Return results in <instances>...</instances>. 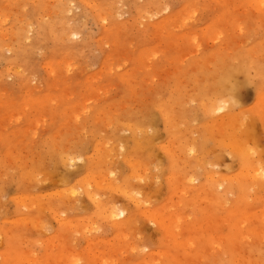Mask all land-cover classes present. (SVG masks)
Returning a JSON list of instances; mask_svg holds the SVG:
<instances>
[{
    "label": "rangeland",
    "instance_id": "rangeland-1",
    "mask_svg": "<svg viewBox=\"0 0 264 264\" xmlns=\"http://www.w3.org/2000/svg\"><path fill=\"white\" fill-rule=\"evenodd\" d=\"M258 1L0 0V264L264 263Z\"/></svg>",
    "mask_w": 264,
    "mask_h": 264
},
{
    "label": "bare ground",
    "instance_id": "bare-ground-1",
    "mask_svg": "<svg viewBox=\"0 0 264 264\" xmlns=\"http://www.w3.org/2000/svg\"><path fill=\"white\" fill-rule=\"evenodd\" d=\"M257 1H258V0H257ZM111 2H112V1H111ZM259 2H260V1H258V4H260V6H263V5H264V3H262V0H261L260 3H259ZM261 3H262V5H261ZM116 5H117V4H116ZM256 5H257V3H256ZM257 6H259V5H257ZM261 8H262V7H261ZM261 8H259V9H261ZM76 10H77V9H76ZM145 13H146V12H145ZM47 15H48V14H47ZM105 18H106V17H104V19H105ZM174 18H175V16H174ZM164 23H165V22H164ZM164 23H162V24L164 25ZM163 25H162L161 27H163ZM76 34H77L76 31L69 32V34L67 33V35H68L69 37L72 36V35H76ZM165 35H166V34H165ZM27 36H28V35H27ZM208 60H209V59H208ZM212 60H213V59H212ZM228 63H229V62H228ZM46 66H47V65H46ZM140 70H141V69H140ZM240 70H243V69H242V68H238V69H236V71H240ZM50 71H51V70H50ZM225 72H226V71H225ZM230 72H231V74H232L234 71H230ZM51 73H52V72H51ZM222 73H223L222 75L225 74L224 72H222ZM220 75H221V74H220ZM229 75H230V74H229ZM229 75H228V77H229ZM228 77H226L224 80H221L220 83L222 84V86H224V91L226 92V94L228 95V98L230 99V100H229V99L227 98V100L230 102L228 106L231 107V105H232V108H234L235 106H238V105H239V101H238V89H239V84H238L237 82L233 81V82H229V83H230V85H229V84L227 83V82H228ZM127 80H128V79H127ZM217 80H218V79H217ZM217 88H218V87H217ZM260 99H263V98L260 97ZM227 100H225V101L227 102ZM33 101H34V100H32V103L35 104L37 100L34 101V102H33ZM223 101H224V100H223ZM260 102H261V101H260ZM39 103H40V102H39ZM215 103H216V102H215ZM211 104H212V103H211ZM74 105H75V104H74ZM74 105H73V106H74ZM209 105H210V104H209ZM215 105H216V104H215ZM220 105H221V104H220ZM222 105H223V104H222ZM257 105H258V104H257ZM262 105H263V104H262ZM210 106H211V105H210ZM213 107H214V106H213ZM216 107H217V106H216ZM230 107H229V108H230ZM72 108H73V107H72ZM218 108H219V107H218ZM220 108H221V107H220ZM220 108H219V109H220ZM226 108H227V107H226ZM208 109H209V108H208ZM241 109H242V108H241ZM260 109L263 110V107H262V108L260 107ZM215 110H216L215 107L212 108V109L210 110V113L214 115V113L216 112ZM259 112H260V111H259ZM233 113H234V112H233ZM208 114H209V113H208ZM227 114H230V120H229V123L231 122V123H232V126H234V128H235V127H236L235 122L237 123V122L239 121L238 119H240V117H239V118L237 117L238 119H237V118H231V113H230V111H229ZM227 114H226V115H227ZM257 114H258V112H257ZM263 114H264V113H263ZM263 114H262V115H263ZM232 115H233V114H232ZM236 116H238V115H236ZM211 117H212V116H211ZM220 118H221V117H220ZM220 120H221V119H220ZM226 120H227V119H226ZM174 121H175V120H174ZM232 121H233V122H232ZM247 122H248V121H247ZM220 123H221V122H220ZM225 123H226V125H227L228 121L225 122ZM233 123H234V125H233ZM245 123H246V122H245ZM130 124H131V123H130ZM220 126H223V124H221ZM232 126H231V127H232ZM238 126H239V125H238ZM132 127H133V126H132ZM133 128H134V127H133ZM228 128H229V127H228ZM239 128H240V130L242 131V128H241V127H239ZM244 128L246 129V127H244ZM135 129H136V128H135ZM144 129H145V128H144ZM245 129H244V130H245ZM137 130L140 131L139 129H137ZM231 130H232V129H231ZM235 130H236V129H235ZM140 132H141V131H140ZM140 132H139V133H140ZM234 132H235V131H234ZM136 133H138V132H136ZM139 133L136 134V135H139ZM148 133H149V132H148ZM151 133L154 134L153 132H151ZM141 134H143V133H141ZM234 134H236V133H234ZM236 135H237V134H236ZM238 135H239V134H238ZM243 135L246 136V134H243ZM139 136H141V135H139ZM234 136H235V135H234ZM234 136H233V137H234ZM233 139H235V140H231V139H230V141H233V142H232L233 144H232L231 142H228V143L234 145L233 149L235 148V150L238 151V154H239L240 159H242V162H243L245 165H247V166L244 165V166H245V169H244L245 171H244L243 173H241V177H240V178L237 177V178H238L237 180H236V178H235L234 181H236V183L238 182V184H239V186L242 188V190H245V189H246V186H247L248 184H252V185H253V184H256L257 182H262V180L264 179V177H263V179L261 178V175H260L261 173L259 172L261 169H260V170L258 169V166H257L258 164L256 165V164L254 163L256 166H255L254 164H253L254 166H252V161H253V160H251L250 155H253V154H250V155H249V153H251V151H247V152H245V150H244L245 148H243V147L246 146V145H244V146L242 147V145L239 143V140H237V138L234 137ZM222 140H224V139H222ZM241 140H242V139H241ZM241 140H240V141H241ZM225 141H226V140H225ZM228 141H229V140H228ZM138 142H139V141H138ZM226 143H227V142H226ZM226 143H225V144H226ZM228 143H227V144H228ZM241 143H242V142H241ZM245 143H246V142H245ZM149 146H150V144H149ZM230 146H231V145H230ZM192 148H193V146H192ZM250 148H251V147H250ZM230 149H231V148H230ZM251 149H252V148H251ZM231 150H232V149H231ZM246 150H248V149H246ZM107 152H108V151H107ZM232 152H233V151H232ZM253 152H254V151H253ZM253 152H252V153H253ZM173 153H174V152H173ZM115 156H116V155H115ZM66 157H67V156H66ZM78 158H79V157H78ZM252 158H253V157H252ZM66 159H67V158H66ZM66 159H65V160H66ZM71 159H72V157H71ZM260 159H261V158H260ZM260 159H259V161H258L259 163L261 162ZM66 161H67V160H66ZM66 161H65V162H66ZM106 161H107V160H106ZM65 162H64V163H65ZM246 162H247V163H246ZM253 162H254V161H253ZM62 163H63V161H62ZM64 163H63V164H64ZM68 163H69V162H68ZM68 163H66V164H68ZM263 164H264V163H263ZM261 165H262V164H261ZM251 166H252V167H251ZM262 166H263V165H262ZM68 167H70V166L68 165ZM251 168H252V169H251ZM259 168H260V167H259ZM261 168H263V167H261ZM251 170H252V172H251ZM67 171H68V170H67ZM69 171H70V170H69ZM69 171H68V172H69ZM262 172H263V171H262ZM112 173H113V172H112ZM67 174H68V173H67ZM67 174H65V176H63V178H64V177H67V176H66ZM69 174H70V173H69ZM262 174H263V173H262ZM108 175H109V174H108ZM143 175H144V174H143ZM217 175H218V174H217ZM106 176H107V175H106ZM263 176H264V175H263ZM68 177H69V176H68ZM68 177H67V178H68ZM242 177H243L244 179H242ZM107 178L109 179V177H106V180H105V181L103 180V181L106 182V181H107ZM110 178H111V177H110ZM212 178H213V177H212ZM29 179H30V178H29ZM65 179H66V178H65ZM111 179H112V178H111ZM189 179H190V178H189ZM214 179H215V178H214ZM216 179H217V178H216ZM90 180H91V178H90ZM95 180H96V179H95ZM97 181H98V180H97ZM99 181H100V180H99ZM192 181H193V180H192ZM96 183H97V182H96ZM101 183H102V182H101ZM108 183H109L110 186H111V185L113 186V184H112L113 181H112V182H111V181H108V182H106L105 184L108 185ZM114 183H115V182H114ZM216 183H217V182H216ZM227 183H228V182H227ZM262 183H263V182H262ZM262 183H260V184H262ZM94 184H95V183H94ZM99 185H100V184H99ZM99 185H98V186H99ZM257 185H258V184H257ZM110 186H109V188H110ZM114 186L116 187V184H115ZM114 186H113V187H114ZM219 186H220V185H219ZM219 186H218V187H219ZM253 186H254V185H253ZM227 187H228V186H227ZM260 187H262V186H260ZM116 188H118V187H116ZM219 188H220V187H219ZM248 188H250V187H248ZM255 188H256V187H255ZM194 189H195V188H194ZM74 190H75V189H74ZM74 190H73V192H74ZM195 190H196V189H195ZM70 191H71V190H70ZM129 191H130V190H129ZM129 191H128V193H129ZM51 192H52V191H51ZM73 192H72L71 194H73ZM75 192H76V191H75ZM124 192H126L125 189H124ZM88 193H89V192H88ZM132 194H133V193H132ZM74 195H75V194H73V196H74ZM129 195H131V194H129ZM129 195H128V196H129ZM89 196H91L90 193H89ZM92 196H94V195H92ZM132 196H134V194H133ZM132 196H131V198H133ZM22 197H23V196H22ZM94 197H95V196H94ZM94 197H93V198H94ZM91 198H92V197H91ZM91 198H90V199H91ZM95 198H97V197H95ZM22 199H23V198H22ZM133 199H134V198H133ZM136 199H137V198H136ZM210 199H211V198H210ZM96 200H98V199H96ZM99 200H100V199H99ZM16 201H17V200H16ZM21 201H22V200H21ZM93 201H94V200H93ZM135 201H136V200H135ZM138 201H139V200H138ZM31 202H32V201H31ZM33 203H35V202L33 201ZM37 203H38V202H37ZM139 203H140V202H139ZM96 205H97V204H96ZM100 205H101V204H100ZM51 206H52V205H51ZM97 206H98V205H97ZM111 206H112V205H111ZM169 206H170V205H169ZM115 207H116V206H115ZM113 210H114V209H113ZM113 210H112V213H111L112 216H109V217L111 218V220L114 221V224H115V225H118V224H120V223H119V222H116V220H117V218H118L119 216H121V215L124 213V211H121L122 213H118V212H117V214H115V212H116L117 209H116L115 211H113ZM108 213H109V212H108ZM108 213H107V214H108ZM150 213H151V212H150ZM109 214H110V213H109ZM111 214H110V215H111ZM151 214H152V213H151ZM169 215L172 216V214H169ZM246 215H247V214H246ZM263 215H264V214H263ZM155 216H156V215H155ZM105 217H106V213H105ZM150 217H151V216H150ZM242 217H243V216H242ZM246 217H248V215H247ZM60 218H61V217H60ZM119 218H120V217H119ZM153 218H154V217H153ZM151 219H152V218H151ZM163 219H165V218H163ZM175 219H176V218H175ZM170 220L172 221V219H170ZM127 221H128V220H127ZM158 221H159V220H158ZM160 221H161V219H160ZM160 221H159V222H160ZM171 221H169L170 223H168V225L170 224V225L172 226L171 223H173V222H171ZM178 221H179V220H178ZM238 221H239V220H238ZM240 221H241V220H240ZM62 222H63V221H62ZM111 222H112V221H111ZM163 222H164V221H163ZM86 223H87V222H86ZM86 223H85V224H86ZM123 223H124V222H123ZM164 223H165V222H164ZM177 223H178V222H177ZM240 223H243V222L241 221V222H239V224H240ZM239 224H238V225H239ZM243 224H244V223H243ZM89 225H90V224H89ZM121 225H122V224H121ZM123 225H124V224H123ZM161 225H162V224H161ZM170 225H169V226H170ZM165 226H167V224H165L164 227H165ZM171 226H170V227H171ZM174 228H176V227H174ZM177 228H179V227H177ZM252 228H253V227H252ZM252 228H251V229H252ZM255 228H256V227H255ZM89 229H90V228H89ZM167 229H168V226H167ZM177 230H178V229H177ZM238 230H239V229H238ZM238 230H237V231H238ZM252 230H253V229H252ZM255 230H256V229H255ZM255 230H253V231L255 232ZM262 230H263V229H262ZM262 230H260V232H259L261 235H262V232H263ZM169 231H170V228H169ZM203 231H205V230H203ZM261 231H262V232H261ZM96 232H97V231H96ZM192 232H193V231H192ZM238 232H239V231H238ZM250 232H252V231H250ZM257 232H258V230H257ZM203 233H204V232H203ZM252 233H253V232H252ZM259 233H258V234H259ZM172 234H173V232H172ZM263 234H264V233H263ZM240 235H241V234H240ZM238 236H239V235L237 234V232H235V234H233L231 237H235V238H236V237H238ZM172 237L175 239V235H174V234L172 235ZM172 237H171V238H172ZM239 237H240V236H239ZM173 238H172V239H173ZM176 238H177V237H176ZM178 240H179V239H178ZM201 240H202V239H200V241H201ZM232 240L234 241V238H233ZM194 241H195V239H194ZM194 241H193V243H194ZM174 242H175V243L178 242L177 239H176V241L174 240ZM179 242L182 243L181 240H180ZM197 242H198V240H197ZM180 243L178 244V246H180ZM186 243H187V245H188L189 242L186 241ZM190 243H191V242H190ZM181 245H182V244H181ZM183 245H184V244H183ZM189 245H190V244H189ZM235 245H236V244H235ZM88 246H89V245H88ZM134 246H135V245H134ZM186 247H187V246L185 245V248H186ZM182 248H183V247H182ZM180 249H181V248H180ZM180 249H179V250H180ZM14 250H15V249H14ZM229 250H230V249H229ZM229 250H228V251H229ZM12 251H13V249H12ZM233 251H234V249H232V252H233ZM115 252H116V251H115ZM186 252H187V251H186ZM10 253H11V252H10ZM12 253H13V252H12ZM166 253H167V252H166ZM193 253H194V251L192 252V254H193ZM195 253H196V252H195ZM16 254H17V253H16ZM167 254H169V253H167ZM200 254H201V253H200ZM233 254H235V253H233ZM49 255H50V254H49ZM170 255H171V254H170ZM193 255H195V254H193ZM19 256H20V255H19ZM50 256L52 257L53 255L51 254ZM62 256H63V255H62ZM260 257H261V256H260ZM23 258H24V257H23ZM59 258H60V257H59ZM175 258H176V257H175ZM237 258H239V257H237ZM8 259L10 260V258H8ZM14 259H15V258H14ZM17 259H19V258H17ZM17 259H16V261H18ZM20 259H21V260H20ZM20 259H19V260L22 261V258H21V257H20ZM60 259H61V258H60ZM74 259H75V258H74ZM239 259H240V258H239ZM239 259H238V260H239ZM11 260H12V258H11ZM35 260H36V258H35ZM48 260H49V259H48ZM48 260H47V261H48ZM50 260H51V259H50ZM62 260H63V259H62ZM65 260H66V259H65ZM67 260H68V259H67ZM174 260H177V259H174ZM16 261H15V262H16ZM26 261H27V260H26ZM32 261H33V259H32ZM90 261L93 262L92 259H91ZM180 261H181V260H180ZM192 261H193V260H192ZM244 261H245V264H246V260H244ZM244 261H243V262H244ZM263 261H264V260H263ZM13 262H14V261H13ZM13 262H12V263H13ZM52 262H53V261H52ZM181 262H183V261H181ZM237 262H239L240 264H242V262H240V261H237ZM237 262H236V263H237ZM17 263H18V262H17ZM36 263H38V262H36ZM39 263L42 264V262H40V261H39ZM44 263H45V262H44ZM47 263H48V262H47ZM75 263H76V262H75ZM77 263H78V262H77ZM112 263H113V262H112ZM184 263H185V262H184ZM260 263H262V262H260ZM13 264H14V263H13ZM69 264H70V263H69ZM72 264H73V263H72ZM182 264H183V263H182ZM243 264H244V263H243ZM251 264H252V262H251ZM253 264H254V263H253ZM263 264H264V263H263Z\"/></svg>",
    "mask_w": 264,
    "mask_h": 264
}]
</instances>
